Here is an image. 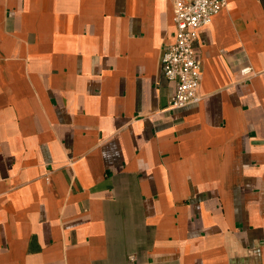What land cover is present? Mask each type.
Masks as SVG:
<instances>
[{
  "label": "crops",
  "instance_id": "1",
  "mask_svg": "<svg viewBox=\"0 0 264 264\" xmlns=\"http://www.w3.org/2000/svg\"><path fill=\"white\" fill-rule=\"evenodd\" d=\"M175 30L170 0H0V264H264V0L199 29L172 109Z\"/></svg>",
  "mask_w": 264,
  "mask_h": 264
},
{
  "label": "built area",
  "instance_id": "2",
  "mask_svg": "<svg viewBox=\"0 0 264 264\" xmlns=\"http://www.w3.org/2000/svg\"><path fill=\"white\" fill-rule=\"evenodd\" d=\"M175 24L174 41L164 50L162 65L164 74L175 84V92L167 106L180 108L199 101L198 88L202 64L196 56L194 43L199 29L212 22L214 16L228 5V0H170ZM244 75H251V66L242 68Z\"/></svg>",
  "mask_w": 264,
  "mask_h": 264
}]
</instances>
